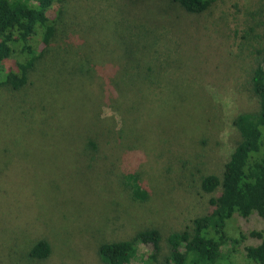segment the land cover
Listing matches in <instances>:
<instances>
[{
  "label": "rangeland",
  "instance_id": "obj_1",
  "mask_svg": "<svg viewBox=\"0 0 264 264\" xmlns=\"http://www.w3.org/2000/svg\"><path fill=\"white\" fill-rule=\"evenodd\" d=\"M55 9L56 39L29 83L0 87V264H100L104 243L191 227L222 191L207 193L202 181L222 176L238 141L233 120L258 108L250 80L264 0H213L201 16L171 0H65ZM32 46L46 48L41 31ZM130 173L145 201L134 199ZM243 221L231 236L264 235L263 220ZM40 238L53 254L32 261ZM136 248L129 264L155 252ZM219 264L253 263L233 246Z\"/></svg>",
  "mask_w": 264,
  "mask_h": 264
},
{
  "label": "trees",
  "instance_id": "obj_2",
  "mask_svg": "<svg viewBox=\"0 0 264 264\" xmlns=\"http://www.w3.org/2000/svg\"><path fill=\"white\" fill-rule=\"evenodd\" d=\"M64 1L0 0V66L10 63L13 56L24 57L16 61L12 59V65L0 87L10 86L18 91L29 83L41 59L56 39L60 11L57 12L55 4ZM171 1L195 16L203 15L213 4V0ZM89 25L92 28V22ZM39 31L42 32V43L46 47L42 51L32 46ZM151 34L157 33L152 31ZM155 43L153 41L151 44ZM252 53L256 59L252 68L250 92L257 98L258 108L239 114L233 120L232 126L238 134V141L223 167L222 176L203 178V191L213 193L219 188L222 190L218 197L210 201L208 213L193 219L191 227L167 237L152 229L140 231L132 237L127 235L129 238L124 240L104 243L97 250L100 264H129L137 252L136 245L141 242L155 247V252L143 259L144 264H219L225 247L229 249L233 246H240L245 257L253 264H264L263 232L255 229L250 233L242 231L239 238L229 233L233 222L243 223L246 219L249 223L253 218L264 221V44L254 48ZM147 71L151 73L153 69ZM88 145L96 147V142L90 139ZM125 180L132 189L134 199H147V191L133 173L126 176ZM52 254L51 243L40 238L30 249L28 257L32 261H46Z\"/></svg>",
  "mask_w": 264,
  "mask_h": 264
}]
</instances>
